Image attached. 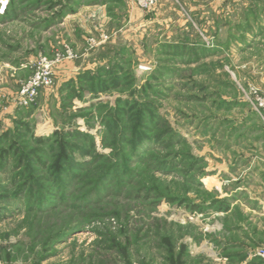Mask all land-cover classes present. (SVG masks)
<instances>
[{"label":"rangeland","instance_id":"1","mask_svg":"<svg viewBox=\"0 0 264 264\" xmlns=\"http://www.w3.org/2000/svg\"><path fill=\"white\" fill-rule=\"evenodd\" d=\"M157 4L0 0V264H264V0Z\"/></svg>","mask_w":264,"mask_h":264},{"label":"built area","instance_id":"2","mask_svg":"<svg viewBox=\"0 0 264 264\" xmlns=\"http://www.w3.org/2000/svg\"><path fill=\"white\" fill-rule=\"evenodd\" d=\"M142 10H154L158 5V0H134ZM221 2L227 0H219ZM53 81L52 63L46 58L42 59L38 71L26 82L22 91V100L29 104L34 101L40 86H49Z\"/></svg>","mask_w":264,"mask_h":264}]
</instances>
